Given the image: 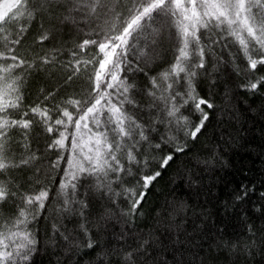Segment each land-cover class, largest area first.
Instances as JSON below:
<instances>
[{
    "label": "snow or ice",
    "instance_id": "6c2138e0",
    "mask_svg": "<svg viewBox=\"0 0 264 264\" xmlns=\"http://www.w3.org/2000/svg\"><path fill=\"white\" fill-rule=\"evenodd\" d=\"M45 19L87 37L61 66L72 69L64 87L81 74L89 87L59 101L58 91L41 88L42 99L25 106L29 73L56 64L62 51L53 48L31 61L19 54L37 21L42 33L35 43L53 39L55 28L43 30ZM165 43L174 59L149 75L146 69L156 63L157 49ZM229 64L241 90L255 93L264 86V74H259L264 70V0H0V177H10L0 179V206L11 201L16 207L7 218L0 212V264H33L39 252L33 225L40 219L47 223L43 214L52 188L37 178L25 191L13 172L34 169L38 177L45 160L46 175L63 173L53 177L58 180L55 212L75 224L69 231L54 219L46 227L53 249L63 248L66 257L96 251L95 264H113V257L117 264H168L153 257L159 241L134 233L130 224L142 215L147 192L163 171L190 151L189 141H197L207 127L206 109L216 105L197 91V79L210 65L218 71ZM137 74L147 77L146 88L134 82ZM34 128L50 141L44 154L32 148ZM13 129L23 133L15 146ZM48 153L58 155L52 160ZM87 179L94 182L85 185ZM252 191L241 186L235 200L244 201ZM105 196L111 204L99 209L93 226L89 216ZM121 198L128 208L119 210L126 219L111 238L118 245L113 248L96 237L112 226ZM183 210V204L172 206L173 212ZM242 243L237 239L217 246L239 250Z\"/></svg>",
    "mask_w": 264,
    "mask_h": 264
},
{
    "label": "trees",
    "instance_id": "16d2710c",
    "mask_svg": "<svg viewBox=\"0 0 264 264\" xmlns=\"http://www.w3.org/2000/svg\"><path fill=\"white\" fill-rule=\"evenodd\" d=\"M43 24V30L55 28L53 39L44 44L35 43V38L42 33L40 21H37L20 46L19 54L31 61L53 48L62 51L56 64L38 67L29 73L24 86L25 106L42 99L41 88L45 93L58 91L56 100L59 101L81 94L89 87L83 74L70 86L64 87L72 69L61 66V62L70 61V50L87 37L56 20L45 19ZM157 53L156 63L146 69L149 75L163 71L174 59V51L167 43L159 47ZM259 74H264V70ZM134 82L139 88L147 87V77L143 74H137ZM240 83L230 64L221 65L218 71H213L210 65L208 73L197 79V91L216 105L214 109H206L209 113L207 127L197 141H189L191 150L178 155L163 171L147 192L140 209L142 215L138 213L135 223L130 224L134 233L159 241L156 245L159 250L153 253L154 258L166 259L168 264H264V199L260 198V193L264 192V86L253 93L241 90ZM11 135L13 146L22 141L23 133L19 129H13ZM30 139L33 150L39 149L40 154H44L50 141L42 130L34 128ZM66 143L71 146L70 141ZM57 155L47 154L52 160ZM42 164L38 177L33 175L34 169L13 172L18 182L24 184L25 191L30 187L29 182L37 178L52 188L49 210L43 214L47 223L40 219L33 225L40 242L33 264H95L96 251L83 249L78 255L66 257L63 248L53 249L48 243L51 232L45 229L54 219L69 231L75 224L55 212L58 180L53 177L63 173L57 170L46 175L47 161ZM66 164V160L62 161L61 167ZM0 179L10 177L5 175ZM93 182L91 179L84 181L85 185ZM241 186L254 191L244 201H236L235 197L241 194ZM109 204L111 201L105 196L95 205L89 216L93 226L100 215L99 209ZM181 204L184 205L183 211H172L173 205ZM127 208V202L121 198L112 226L96 237L101 243L118 247L111 238L124 227L126 218L119 215V210ZM0 212L7 218L15 214L16 207L10 201L0 206ZM237 239L243 242L239 250L217 246L223 241L235 242ZM112 260L117 264V257Z\"/></svg>",
    "mask_w": 264,
    "mask_h": 264
},
{
    "label": "rangeland",
    "instance_id": "374dc122",
    "mask_svg": "<svg viewBox=\"0 0 264 264\" xmlns=\"http://www.w3.org/2000/svg\"><path fill=\"white\" fill-rule=\"evenodd\" d=\"M83 143H84L85 145H87V143H88V136H87V133H84V141H83ZM85 150H86V148H85Z\"/></svg>",
    "mask_w": 264,
    "mask_h": 264
}]
</instances>
